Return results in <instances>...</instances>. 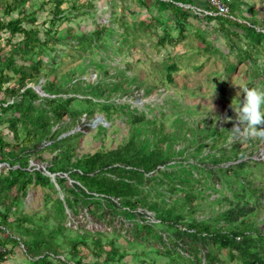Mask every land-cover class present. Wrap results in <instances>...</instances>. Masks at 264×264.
Returning a JSON list of instances; mask_svg holds the SVG:
<instances>
[{"label":"trees","instance_id":"obj_1","mask_svg":"<svg viewBox=\"0 0 264 264\" xmlns=\"http://www.w3.org/2000/svg\"><path fill=\"white\" fill-rule=\"evenodd\" d=\"M137 1L147 8L157 6L162 11L168 10L174 16V20H170L179 27L178 34L172 37L167 27L158 36L160 45L186 39L188 30L198 28L189 21L192 16L198 18L202 26L208 19L217 17L224 34L231 30L238 32L225 26L230 21L254 29L248 20L242 23L220 15H197L181 5L192 4L191 0ZM48 3L50 18L39 23L34 9H28L31 0H0V163L5 164L0 169V245L22 244L25 254L31 257V264H69L66 260L50 258V255L63 253L69 255L71 264H85L80 247L89 249L97 259L96 264H108L126 255L127 250L116 244L122 237L128 243L141 245L143 254L152 246L155 255L166 259L163 264H264V230L257 222L260 215L264 221V186L256 184V188H251L252 195L246 194L243 198L244 189L230 185V182L239 183V177L244 182L248 181L246 177L255 178L260 172L253 171L255 162L264 161L250 156L244 159L241 141L234 140L227 147L198 158V162L169 165L168 161L175 155V151H170L173 134L136 107L108 101L113 92L128 90L124 86L127 77L119 74V80L90 83L84 79L74 81L73 76L68 80L69 72L67 76L57 75L62 61H56L60 54L48 52L55 51L51 44L72 38L75 41L72 47L91 52L100 45L97 40L103 35L97 28L104 31L106 27L98 24L90 33L78 34L69 26L64 32L57 30V22L69 16L61 8L63 0H41L39 8L47 9ZM200 7L209 8L206 2ZM154 19L162 24L156 16H152L151 22ZM47 22L41 37L39 25ZM15 36L20 38L14 41ZM208 39L209 36L206 41ZM215 40L213 38L212 43ZM203 42L198 40V46L207 52L208 47ZM229 43L234 49L235 44L230 40ZM173 68L174 64L167 67L170 81ZM67 81L69 84L65 83ZM34 86L40 87L43 94ZM146 92L150 93L151 88ZM101 98L103 100H99ZM97 111L102 112L104 120L111 125L114 114L124 115L131 126L129 137L112 148L102 145L93 152L79 153L84 128H76L81 126L83 115L90 117ZM183 124L179 125L180 131ZM3 125L6 135H11L10 140L3 133ZM191 128L198 133L196 126L191 125ZM96 130L105 134L108 126L100 122ZM176 134L179 139V131ZM204 146V143L199 144L196 152ZM45 150L54 153L46 171L55 174V180L43 170L29 167L31 158L45 162L42 157ZM206 162H210L209 165H202L208 164ZM259 175L260 178L261 173ZM68 179H72L71 182L68 183ZM218 181L226 183L233 191L231 198H226L228 206L209 218L194 217L198 211L197 200L205 197L201 187L220 193L215 186ZM34 186L42 190L44 212L41 214V208L24 209L28 189ZM175 192L184 195L174 196ZM212 201L222 204L219 197ZM146 212L153 213L159 222L147 219ZM70 214H83L85 221L90 218L99 227H86L82 221L73 223ZM9 251L0 254V262ZM140 262L145 264L146 261Z\"/></svg>","mask_w":264,"mask_h":264},{"label":"rangeland","instance_id":"obj_2","mask_svg":"<svg viewBox=\"0 0 264 264\" xmlns=\"http://www.w3.org/2000/svg\"><path fill=\"white\" fill-rule=\"evenodd\" d=\"M246 1L252 2V0ZM237 2L239 1L237 0ZM40 3L41 0H31V5L28 8L29 10L34 9L39 23L44 18H50L47 12L51 6L48 3V8L42 9L39 8ZM252 6H259L263 10L259 13L261 9L254 10L250 7L248 8L249 15H245L242 8L231 4V11H235V14L241 18H246L249 23L253 24L254 29L245 24L230 21L226 22L225 26L229 30H237L236 27H238V32L233 30L229 33L225 32V34L223 32V38L217 37L214 43H212L211 38L206 41L211 30L195 28V30H188L186 39L181 42L174 41L172 43V41H168L164 45H160L158 36L164 32V29L168 27L167 30L171 36L178 34L179 31V27L170 20V18L174 20V16L168 10L162 11L157 6L147 8L137 0H63L61 8L64 9V14L69 17L57 22V30L63 29L64 32V28L69 26L73 33H90L96 29L98 24H104L106 29L103 31L102 28H97L103 35L97 40L100 45L93 47L91 52L72 47L75 42L72 38L51 44L55 51L48 50V52L50 55L55 52L60 54L61 59L57 58L56 61H62V64L58 67L57 75L67 76V72H69L68 80L69 76H73L74 81L84 79L91 83L98 80H119V74L127 77L128 82L126 81L124 86L128 90L123 93L113 92L108 101H114L117 104H129L132 108L136 107L138 111L145 113L147 118H155L156 123L162 124L165 131L173 134L171 136H173L174 150L170 147V151L172 153L175 151V155L168 161L169 165L176 166L188 162H198V158L208 153L212 154L220 147H227L234 140L241 141V148L245 150L244 159L250 156L252 159L264 161V138L234 137L231 131L233 125L237 123L236 113L231 107V102L233 101L234 106L235 100L239 96L240 86L243 84L250 87L264 86V26H262L264 21L259 23L256 18H253V16L264 17V0H253ZM152 16L161 19L162 24L160 20L155 21L156 18L151 22ZM142 20L144 23L141 22ZM191 20L195 23L193 18ZM246 20L245 22H247ZM24 25L30 26L29 23H24ZM146 25L149 29L145 28ZM47 26L48 22L39 25L41 37H43L42 30ZM244 32H246V36H244ZM210 37H212L211 34ZM19 38V36H15L14 41ZM196 38L200 42L204 40L203 45L208 47L207 52L203 48L200 49ZM224 38L235 43L234 49L230 48L228 43L225 44ZM186 50L187 52H185ZM175 52L176 54L173 55ZM44 57L46 59L47 55ZM170 64H174L170 73L171 81L167 79V67ZM9 73L12 74V72ZM129 80L132 81L129 82ZM65 83L69 84V81ZM214 85L215 91L210 99ZM34 88L38 90L40 87L34 86ZM148 88H151L150 93L146 92ZM239 99L242 102L243 93H240ZM99 100H103V98ZM100 122L108 126L105 134L98 133L96 130V125ZM112 122L113 125L106 122L103 113L98 111L90 117L83 115L81 126L76 128V130L81 127L84 128V135L80 141L81 146L78 152H93L102 145L106 148H112L122 140L127 139L131 126L128 125L126 117L114 114ZM182 124L180 131L179 125ZM191 125L197 127L198 133H195ZM141 128L143 129L144 126ZM2 130L6 135L5 125H3ZM178 131L179 139L176 134ZM204 134L207 135L204 136ZM6 138L10 140L11 135H6ZM201 143H204L205 146L197 153V146ZM53 154V151H43L42 157L45 162L31 158L29 167L33 166L42 170V166L46 167ZM206 163L208 164L202 165H209L210 162ZM4 166L5 164H1L0 169ZM263 169V162H255L253 171H260L257 172L258 175H255V178L246 177L248 181L244 182L239 177V183L230 182V185L239 190L244 189L243 198L246 197V194L252 195L251 188H256V184L259 183L264 186ZM261 170L263 171L261 172ZM260 173L261 177L259 178ZM53 179L55 180V177ZM71 180L68 179V183ZM215 186L217 189L219 188L220 193H215L210 188L203 190L201 187L202 195L205 197L197 200V203L199 202L198 211L194 217L209 218L217 210L228 206L226 198H231L230 194L233 191L229 189L226 183L222 184L219 181L215 183ZM56 188L58 189L57 186ZM41 192L39 186L28 189L24 199L26 211L41 208L40 214L44 212ZM173 195L181 197L184 193L175 192ZM59 197L62 198V194H59ZM218 197L222 204H213L214 201L212 200ZM255 202L258 203V200L256 199ZM262 207H264V201ZM138 211L144 212L143 210ZM82 215L71 216L70 214L69 219L72 217L73 223L82 221L86 227H99V224L90 218L85 221ZM146 217L153 223L159 222L153 213L146 212ZM117 219L120 220V218ZM257 222L264 230L262 215L258 217ZM68 224L69 221L66 222V225ZM125 226H128V222ZM124 234L128 236L125 231ZM162 235L166 237L165 232ZM116 244L119 247H124L127 253L120 261L109 262L108 264H141V260L153 262L152 264H163L166 261L164 257L155 255L152 246H148V250L143 254L141 245L128 243L122 237L116 240ZM6 247L10 251L7 253L6 259L1 261V264H31V257L25 254L22 244L15 247L7 242ZM105 247L108 248L109 245ZM80 249V254L84 255L83 262L85 264H96L97 259L90 254L89 249L84 247H80ZM50 258L72 263L67 253L50 255ZM56 264H61V262Z\"/></svg>","mask_w":264,"mask_h":264},{"label":"clouds","instance_id":"obj_3","mask_svg":"<svg viewBox=\"0 0 264 264\" xmlns=\"http://www.w3.org/2000/svg\"><path fill=\"white\" fill-rule=\"evenodd\" d=\"M214 91L215 85L210 99ZM240 93H243L242 102L239 99ZM239 96H237L234 106L233 101L231 102L237 120L231 129L233 136L264 138V86L250 87L243 84L240 86Z\"/></svg>","mask_w":264,"mask_h":264},{"label":"crops","instance_id":"obj_4","mask_svg":"<svg viewBox=\"0 0 264 264\" xmlns=\"http://www.w3.org/2000/svg\"><path fill=\"white\" fill-rule=\"evenodd\" d=\"M230 2H229V5H230V10H231V4H234V5H236V7H238V8H242V11H243V13L245 14V15H249V13H248V8H250V7H252L254 10L255 9H261L260 10V12L259 13H261L262 12V8L261 7H259V6H252V4H253V0H252V2L251 3H249L248 1H246V0H238L239 2H237V0H229ZM256 1H258V0H256ZM191 3L192 4H196V6H198L199 5V7L200 6H204L205 5V0H191ZM240 3V4H239ZM188 4V3H187ZM192 4H189V5H192ZM247 8V9H246ZM256 14H258V13H256ZM231 15L233 16V18H231V19H235V20H237V21H239V22H242V23H247V22H245V20H246V18H241V17H239V16H237L236 14H235V11H231ZM194 19V21H195V23L194 22H192V20L190 21V19ZM253 18H256L257 19V21L260 23V22H262V21H264V17H254L253 16ZM189 21H190V23L192 24V25H194L195 27H198V28H205V29H209V30H211V32H210V34H211V36L212 37H210V34L208 35L209 36V38H217V37H220L221 39L223 38V33H222V30H220L221 29V27L219 26V21H218V19H217V17H214V18H210V19H208V23L207 22H204L203 23V25L205 26H202L201 25V23H200V20L198 19V18H194V16H192V17H190L189 18ZM247 21V20H246ZM237 28V30H238V27H236ZM220 30V31H219ZM224 40H225V44L226 43H228V45L230 46V48H233L232 46H231V44L229 43V41H227L225 38H224ZM235 44V43H234ZM0 264H1V262H0Z\"/></svg>","mask_w":264,"mask_h":264},{"label":"built area","instance_id":"obj_5","mask_svg":"<svg viewBox=\"0 0 264 264\" xmlns=\"http://www.w3.org/2000/svg\"><path fill=\"white\" fill-rule=\"evenodd\" d=\"M207 7L193 6L189 4H181L191 9L192 12L198 15H213V16H224L232 17L230 15V8L227 0H205Z\"/></svg>","mask_w":264,"mask_h":264},{"label":"bare ground","instance_id":"obj_6","mask_svg":"<svg viewBox=\"0 0 264 264\" xmlns=\"http://www.w3.org/2000/svg\"><path fill=\"white\" fill-rule=\"evenodd\" d=\"M228 1V5H229V0H227ZM229 8H230V5H229ZM230 15H231V10H230ZM217 16H219V15H217ZM232 16V15H231ZM229 18H233V16L232 17H229ZM7 250H8V248L6 247V245L5 246H3V245H0V254L1 253H3V252H7Z\"/></svg>","mask_w":264,"mask_h":264},{"label":"water","instance_id":"obj_7","mask_svg":"<svg viewBox=\"0 0 264 264\" xmlns=\"http://www.w3.org/2000/svg\"><path fill=\"white\" fill-rule=\"evenodd\" d=\"M38 92H39L40 94H43L42 91L40 90V88H38ZM1 164H2V163H0V165H1ZM34 164H35V163H34ZM37 164H38V163H37ZM35 165H36V164H35ZM42 168H43L42 170H44V171L46 172V174H48V175L51 177V179L54 180V179H53V175H54V174H53V173H50V172H48V171H46V167H45V166H42Z\"/></svg>","mask_w":264,"mask_h":264}]
</instances>
